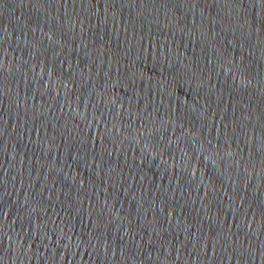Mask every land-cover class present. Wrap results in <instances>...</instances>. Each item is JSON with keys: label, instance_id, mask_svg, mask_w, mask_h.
Returning a JSON list of instances; mask_svg holds the SVG:
<instances>
[{"label": "water", "instance_id": "1", "mask_svg": "<svg viewBox=\"0 0 264 264\" xmlns=\"http://www.w3.org/2000/svg\"><path fill=\"white\" fill-rule=\"evenodd\" d=\"M0 264H264V0H0Z\"/></svg>", "mask_w": 264, "mask_h": 264}]
</instances>
